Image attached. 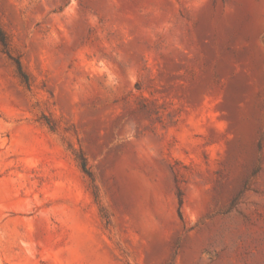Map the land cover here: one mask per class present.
<instances>
[{"label": "rangeland", "instance_id": "374dc122", "mask_svg": "<svg viewBox=\"0 0 264 264\" xmlns=\"http://www.w3.org/2000/svg\"><path fill=\"white\" fill-rule=\"evenodd\" d=\"M0 30V264H264V0H0Z\"/></svg>", "mask_w": 264, "mask_h": 264}, {"label": "trees", "instance_id": "16d2710c", "mask_svg": "<svg viewBox=\"0 0 264 264\" xmlns=\"http://www.w3.org/2000/svg\"><path fill=\"white\" fill-rule=\"evenodd\" d=\"M0 41L3 43V45L6 47V39L4 37V34L2 33V31L0 30ZM19 68H20V64L18 63ZM84 171L87 173V168L86 165H83Z\"/></svg>", "mask_w": 264, "mask_h": 264}]
</instances>
